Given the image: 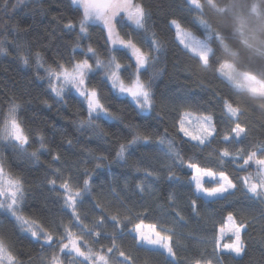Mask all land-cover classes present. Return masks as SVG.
<instances>
[{"label": "trees", "instance_id": "obj_1", "mask_svg": "<svg viewBox=\"0 0 264 264\" xmlns=\"http://www.w3.org/2000/svg\"><path fill=\"white\" fill-rule=\"evenodd\" d=\"M137 2L150 13L145 29L120 20L117 30L120 36L132 39L144 51L152 50L153 39L160 44V51L153 52L158 57L155 66L142 72V79L151 78L152 110L142 113L130 98L119 95L111 87L102 70H95L89 75L87 85L97 90L101 103L117 118L98 119L92 126L81 127L80 122L88 119L87 104L71 89L64 91L62 99L56 97L47 74L35 64V53L42 55L45 66L89 58V63L95 67V58L91 53L86 55L88 46L95 48L105 62L113 54L106 29L100 23L90 24L88 35L79 37L77 48L81 10L72 5L71 0H8V7L0 0V45L7 50V54H0V125L10 102L15 101L20 105L18 119L29 137V144L23 149L0 140V161L7 172L24 181L23 214L54 237L62 235L65 226L77 233L84 225L101 232L98 242L93 236H85L93 250L110 247L115 233L117 245L131 257L129 264H168L165 255L136 244L134 233L130 232L134 223L143 220L158 227L173 228L177 234L174 240L180 242L175 248L177 261L192 264L201 254L212 256L211 238L232 212L248 225L243 233L247 249L239 258L223 254L219 264H264V202L252 198L240 180L253 172L254 167L240 170L243 160L239 158H225L223 164L218 160L219 150L224 147L233 152L243 148L245 152L257 151L258 155H264L259 151L264 147V106L222 78L216 62L217 59L228 60L234 62L239 71L264 78V56L243 43L249 31L256 34V39H249V43L256 45L264 41V16L248 14L253 3L264 13V0H238L245 5L247 29L244 36L236 31L231 12L218 13L202 0L204 18L224 36L231 52L237 53L230 55L214 40L211 47L216 55L207 68L184 49L170 25V21L176 19L203 39L205 33L198 24V12L190 10L185 0ZM216 2L224 6L231 0ZM69 20L77 25L72 31L64 27ZM115 47L117 59L129 66L121 73L127 81L134 71V58L129 50ZM21 53L30 57L28 65L21 62ZM226 99L244 109L239 122L246 126L247 134L241 143H222L223 136L232 135L231 128L235 126L224 114ZM184 112L213 117L217 131L211 143L198 145L179 130V119ZM137 130L151 136V140L127 147L124 158L117 159L120 145H128ZM41 136L44 148L40 147ZM161 136L173 143L183 157V164L167 153L166 146L158 144ZM34 151L38 152V159L30 156ZM57 155L58 161L53 159ZM188 163L217 173L225 172L237 185L234 194L216 200L197 195L192 181L194 172L187 167ZM56 169L60 172L56 173ZM145 170L153 175H146ZM51 179H56L55 188L49 183ZM65 179L70 180L73 188H82L84 179H90L89 191L76 203L80 221L64 203L60 184ZM141 184L145 188L143 192L137 187ZM170 195L173 200H169ZM137 214L139 219H135ZM113 215L120 217L119 227L111 220ZM126 215L133 216L132 223L123 219ZM101 217L104 218L102 224L99 223ZM0 234L10 241L23 264H47L54 253L63 264H78L74 256L65 254L67 251L60 253L57 244L48 246L43 239L37 242L29 233L21 232L11 214L2 209ZM111 264H119L116 255L112 256Z\"/></svg>", "mask_w": 264, "mask_h": 264}, {"label": "snow or ice", "instance_id": "obj_2", "mask_svg": "<svg viewBox=\"0 0 264 264\" xmlns=\"http://www.w3.org/2000/svg\"><path fill=\"white\" fill-rule=\"evenodd\" d=\"M71 3L81 10V18L78 23L79 36L75 47L78 48L80 46L79 37L88 35L90 24L100 23L107 31V40L113 45V49L111 50L113 54L105 62L99 58L95 48L88 46L86 55L87 53H91L92 57L95 58V67L92 63H89V58L68 63L58 62L55 66H45L46 62L42 55L36 52L35 64L47 74L51 91L55 93L56 97L62 99L65 88L71 86L79 96L83 97L87 103L88 119L80 122L81 127L85 125L92 126L94 121L98 119H116L117 117L101 103L97 90L94 87L89 88L87 85L89 75L95 70H102L107 81L111 82V87L118 94L130 96L142 113L150 112L153 107L151 78L147 81L142 79V72L155 66L158 57L154 56L153 52L160 51V44L156 39H153L152 44L154 47L152 50L144 51L132 39H125L120 36L117 30V24L120 20H126L138 29H145L150 13L137 0H71ZM185 3L190 10L199 13L197 21L199 26L204 29L205 35L203 39L196 37L180 21L176 19L171 20L170 25L175 29V37L183 45L184 49L198 58L204 68L210 66V60L216 55L214 49L211 47V42L214 40L219 42L230 55L236 56L237 53L231 52L228 48L224 36L216 32L204 18V3H202V0H185ZM206 3L218 13L226 14L231 12L236 31L242 36L246 35L245 5L238 3V0H231L229 4H225L224 6L217 4L216 0H206ZM3 4L5 7H8V0H3ZM248 14L258 17L264 16V13L260 11L259 6L255 3L248 9ZM64 27L72 31L77 25L69 20ZM249 39H256L254 32L249 31L243 43L255 53L264 56V41L253 45L249 43ZM117 45H119L120 49L129 50L135 61L134 71L127 81L122 77L121 73L129 66L122 65L114 54L117 50L115 47ZM0 54H7V50L2 45H0ZM19 58L25 65H28L30 62V57L23 53L20 54ZM216 62L219 65L217 72L222 78H225L235 88L246 92L253 100L259 101L264 106V78H258L256 75L246 71H239L234 62L228 60L220 61L219 59ZM19 107L20 105L15 101L10 102L8 110L4 115L3 123L0 125V140L10 142L14 147L23 149L29 144V137L25 134V130L18 119ZM243 112L244 109L240 104H233L227 99L224 101V114L229 120L233 121L235 126L231 128L232 135L223 136L222 143L231 144L243 141L244 136L247 134L246 126H242L239 122V117L243 115ZM186 123L188 125L194 123L195 127L189 130L185 126ZM179 130L192 141H196L198 145L211 143V139L215 137L217 131L211 115H194L190 112H184L181 115ZM104 134L106 135V133ZM150 140L151 136L137 130L136 134L128 142V145H120L116 153L117 159L124 158L127 147L141 141L148 142ZM69 144H71V141H69ZM158 144L166 146L167 153L183 164V157L176 151L171 141L161 136L158 138ZM40 147H45L42 136L40 137ZM259 151L260 153H264V147H261ZM30 156L34 159L39 158L38 152L35 151ZM228 157L243 160L240 170H246L251 165L256 166L254 175L249 173L240 177V180L244 189L252 198L264 202V155H258L257 151L245 152L243 148H237L234 152L230 151L228 147L219 150L218 160L221 164ZM53 159L58 161L60 157L57 155ZM97 159L102 160L106 158L97 157ZM99 166L98 164L97 167ZM187 167L194 170L195 174L192 176V181L195 182V192L197 195H203L204 197L216 200L223 199L226 195L234 194L237 185L225 172L220 171L217 173L211 168H201L198 164L194 163H188ZM55 171L56 173L60 172L59 169ZM145 171L146 175H153L151 171ZM171 176L172 173L170 172L169 178ZM205 177L209 178V181L214 182L213 186L205 187ZM49 183L55 188L56 179H51ZM137 187L140 191H145L142 184L137 185ZM60 188L64 192L65 205L72 209V215L77 221H80V216L76 212V203L84 192L89 191L90 179H84L82 188H73L70 180L65 179L60 184ZM25 191L24 181L20 177L7 172L4 163L0 161V209L11 214L21 232L29 233L37 242L43 239L45 245L52 246L53 244H57L60 253H65V250H67L65 254L74 256L78 264H111L113 255H116L119 264H129L131 257L126 255L117 245L115 233L111 237V246L107 247L106 250L104 248L93 250L92 247L88 246L85 236H93L96 242H98L101 232L95 231L87 225H84L82 231L79 233L73 232L70 227L65 226L64 233L58 237H54L51 232L45 230L34 219L26 217L23 214L21 206L25 199ZM173 199L170 195L169 200ZM192 205L193 210H195V200L192 201ZM128 212H131V209H128ZM177 215L180 216L179 213ZM103 219V217L100 218V224L103 223ZM123 219L132 223L134 218L132 215H126ZM135 219H139L138 214ZM180 219L183 220L184 217L180 216ZM111 220L117 227L122 223L120 217L117 215L111 216ZM225 226H227V230ZM247 226V223L238 220L232 212H229L218 231L211 238V243L213 244L212 256L205 257L201 254V257L195 259L192 264H214V260L216 264H219L221 257L225 253L232 255L234 258L242 257L247 249V245L243 239V233L246 231ZM145 228H147V231H145ZM130 232L134 233L133 239L138 246H148V250L160 252V254L165 255L168 264H179L176 259L177 253L175 248L180 242L178 239L174 240L177 234L173 228L158 227L156 224L145 226L143 220H140L139 223L133 224ZM225 236L229 237L230 242L221 243ZM82 242L83 247L81 246ZM120 258L123 259L121 260ZM0 264H23L18 254L13 251L12 244L3 234H0ZM47 264H62V260L60 256L54 253L48 259Z\"/></svg>", "mask_w": 264, "mask_h": 264}, {"label": "rangeland", "instance_id": "obj_3", "mask_svg": "<svg viewBox=\"0 0 264 264\" xmlns=\"http://www.w3.org/2000/svg\"><path fill=\"white\" fill-rule=\"evenodd\" d=\"M197 37V36H196ZM117 46H119V45H117ZM67 89H71L73 92H75L77 95H79L77 92H76V90L74 89V88H72L71 86H67L66 88H65V90H67ZM116 91V90H115ZM117 92V91H116ZM120 95V94H119ZM122 96H126V97H128V98H130L131 99V97L130 96H127L126 94H124V95H122ZM81 97V96H80ZM82 99H83V97H81ZM84 100V99H83ZM132 100V99H131ZM86 103V102H85ZM87 104V103H86ZM140 110V109H139ZM145 113H148V112H145ZM186 127H188L189 128V130H192L194 127H195V124L193 123L192 125H188L187 123H186V125H185ZM253 167H254V170H253V172H250V173H252L253 175L255 174V172H256V166L255 165H253ZM193 172H194V170H193ZM195 174V173H194ZM194 182V181H193ZM194 184H195V182H194ZM213 184H214V182H211V181H209V178H207V177H205V187H211V186H213ZM145 224V226H147V225H149V224H147V223H144ZM225 228H226V230H227V226H225ZM145 231H147V228H145ZM227 242H230V240H229V237L228 236H225V238H224V240H222L221 241V243H227ZM146 247H148V246H146ZM65 251H67V250H65ZM63 264V263H62Z\"/></svg>", "mask_w": 264, "mask_h": 264}]
</instances>
